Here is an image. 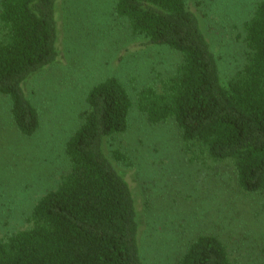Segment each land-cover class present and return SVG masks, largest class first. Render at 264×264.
Masks as SVG:
<instances>
[{
    "label": "trees",
    "instance_id": "obj_1",
    "mask_svg": "<svg viewBox=\"0 0 264 264\" xmlns=\"http://www.w3.org/2000/svg\"><path fill=\"white\" fill-rule=\"evenodd\" d=\"M114 10L149 44L181 55L161 89L139 90L138 109L152 123L172 119L193 159L229 161L242 192H263L264 0L243 23L246 63L226 82L184 0H116ZM57 21V0H0V94L9 97L25 136L38 128L39 117L22 83L57 59ZM85 101L81 123L65 144L68 172L35 202L28 226L0 240V264H145L134 196L104 149L106 138L126 130L132 99L110 76L93 85ZM174 264L233 263L218 237L201 234Z\"/></svg>",
    "mask_w": 264,
    "mask_h": 264
},
{
    "label": "rangeland",
    "instance_id": "obj_2",
    "mask_svg": "<svg viewBox=\"0 0 264 264\" xmlns=\"http://www.w3.org/2000/svg\"><path fill=\"white\" fill-rule=\"evenodd\" d=\"M184 1L228 81L246 63L243 23L260 0ZM115 2L57 0V59L22 83L39 117L30 136L17 129L10 99L0 94V240L26 228L35 202L68 172L65 144L81 123L86 95L112 76L132 105L126 130L106 138L104 149L134 196L142 261L174 264L193 238L211 234L233 264L264 263V191L242 192L229 161L193 159L172 119L152 123L138 109L139 90L161 89L181 55L132 32Z\"/></svg>",
    "mask_w": 264,
    "mask_h": 264
}]
</instances>
